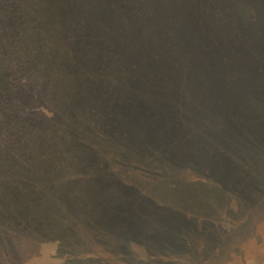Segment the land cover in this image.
Listing matches in <instances>:
<instances>
[{
    "label": "rangeland",
    "instance_id": "1",
    "mask_svg": "<svg viewBox=\"0 0 264 264\" xmlns=\"http://www.w3.org/2000/svg\"><path fill=\"white\" fill-rule=\"evenodd\" d=\"M23 1L0 0V214L25 252L0 264H264V0H120L112 25L111 0Z\"/></svg>",
    "mask_w": 264,
    "mask_h": 264
},
{
    "label": "trees",
    "instance_id": "2",
    "mask_svg": "<svg viewBox=\"0 0 264 264\" xmlns=\"http://www.w3.org/2000/svg\"><path fill=\"white\" fill-rule=\"evenodd\" d=\"M35 2H38V0H30L27 3H26V1H23L21 3H22V7H25L26 5H29V4L31 7H34V6L36 7ZM115 4H117L119 7L120 6L123 8L125 7V5L123 6V4L120 2V0H111L109 3V6L104 5L103 2L100 3V6L98 9H99V12L102 16V19H104V21H106L107 24L110 23L112 25V23H111L112 20H115V18H114V15H115L114 12L116 11ZM19 13H21V12H19ZM3 32H5V31L0 30V33H3ZM74 55L77 56V58L79 56L82 59L85 57L86 58L87 57H89V58L94 57V59H96L98 56L94 52V50H91L89 48H84V47H78L76 45H75ZM92 66H94V65L92 64L91 68H93ZM126 70L129 71V69H126ZM103 75L104 74H101L98 76L103 78ZM7 80H8V76H5V78L2 80V83H5V81H7ZM100 80H102V79H100ZM226 86L227 85L225 84V85H222L221 87L223 89H226ZM17 142L20 145H24L25 139L23 137H21L19 140H17ZM17 218H19V217H17ZM17 218L10 219L9 217H6V216L0 214V242H1V244H4L8 250H11V251L14 250L15 251L13 254L8 256V258L10 260H13L14 258H16V256L18 258L20 255H17V254L25 252V250L16 251L18 248L22 249V247H21V242H19L18 245H15V242L18 241L19 239H20V241H22V236L25 234V232H22L23 228H19L17 230L15 229L16 223H17ZM34 224H37L38 228L43 225L42 223H40L36 220L29 227H33ZM26 226H28V225H26ZM16 238H18V240H16ZM13 243H14L15 247H14ZM22 244H23V241H22ZM4 255H6V254L4 253Z\"/></svg>",
    "mask_w": 264,
    "mask_h": 264
}]
</instances>
